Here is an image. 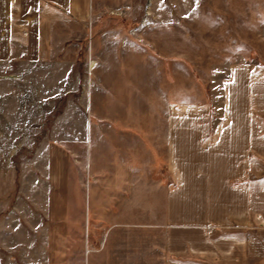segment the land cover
Here are the masks:
<instances>
[{"label": "crops", "instance_id": "obj_1", "mask_svg": "<svg viewBox=\"0 0 264 264\" xmlns=\"http://www.w3.org/2000/svg\"><path fill=\"white\" fill-rule=\"evenodd\" d=\"M106 3L0 0V75L11 74L17 80L38 66L55 65L67 66V76L81 61L90 60L89 68H97L102 83L96 77L97 86L86 93V105H72L76 121L55 120L22 159L21 214L16 213L23 229L16 238L22 242L21 264H175V225L201 223L183 212L176 218L175 209H186L194 201L202 208L203 227L231 220L229 248H224L221 235H214V248L206 244L212 239L205 237L200 255L191 250L181 253L188 258L183 263L264 264V170H255L258 162L264 166V151L258 160L250 152L258 149L254 123L224 122L213 133L208 121L193 126L198 136L191 144L195 141L199 148L202 170H192L181 164L193 148L185 136L175 137L173 122L125 121L127 115H139L138 106L127 104L136 92L127 85L123 88L122 79L114 74L118 85L110 86L104 76L110 64L132 66L140 60L119 56L117 41L115 60L99 56L105 47L111 48V37H103L105 31L94 24L109 14ZM121 73L118 70L117 75ZM229 78L228 84L236 83L242 105L233 111H248L253 107L256 74L239 66L232 68ZM75 89L79 86L66 94ZM111 99L114 111L108 109ZM112 111L123 120L92 117ZM158 139H165L168 148L162 170L157 147L165 145L154 143V149L143 150ZM178 146L182 147L176 150ZM224 158L230 165H223ZM218 210L230 217H222ZM144 242L152 243V249L143 252ZM195 257L202 259L192 260Z\"/></svg>", "mask_w": 264, "mask_h": 264}, {"label": "rangeland", "instance_id": "obj_2", "mask_svg": "<svg viewBox=\"0 0 264 264\" xmlns=\"http://www.w3.org/2000/svg\"><path fill=\"white\" fill-rule=\"evenodd\" d=\"M106 5L109 14L95 19L94 24L101 32L105 31L103 37H111L108 41L111 48L105 47L99 56L109 57L111 62L115 60L113 48L117 41L121 46L119 56L140 60L132 66L110 64V72L104 76L110 86L118 85L117 76L122 79L119 83L123 88L127 85L131 92H136L127 99V104L138 106L139 115H127L124 120L173 122L175 137L185 136L189 144L198 136L193 134L196 131L193 126L206 121L210 124V133L224 122L254 123V146L258 149L250 152L258 160L264 151L259 129L264 124V0H107ZM81 62L67 76V66L55 65L38 66L28 71L26 78L21 75L17 80L11 74L0 75V264H21L22 242L16 238L22 236L23 229L21 218L16 215L21 214L22 159L32 153L34 143L48 132L55 120L63 124L76 121L77 114L74 109L72 113L71 107L86 105L87 91L97 86V68H89L90 60L87 64ZM239 66L252 69L257 77L252 91L253 107L248 111H233L242 105L233 86L236 83L228 84V80L232 68ZM118 70L122 71L119 76ZM97 81L102 84L99 78ZM76 86L79 89L66 94ZM108 103V109L114 111L112 99ZM113 111L92 117L98 121L103 116L113 122L123 120ZM154 143L165 145H155L160 151L162 170L168 150L165 139L149 142L151 145L143 146V150L154 149ZM193 143L190 145L193 149L187 152H194V157L190 159L186 153L187 158L181 165L202 170V157L198 155L199 148L194 146L196 142ZM226 159L222 163L228 166L230 161ZM258 163L262 169L255 167V170H264ZM190 207L176 208V218L183 212L201 223L175 225V264H185L188 260L181 254L185 250L200 255L198 251L202 250L205 237L212 239L206 244L214 248V235H221L224 248H229L231 220L203 227L202 208L195 201ZM221 214L224 218L230 217ZM143 244V252L152 249V243ZM66 245L72 248L71 243ZM198 259L202 258H192ZM211 261L214 260L207 262Z\"/></svg>", "mask_w": 264, "mask_h": 264}]
</instances>
